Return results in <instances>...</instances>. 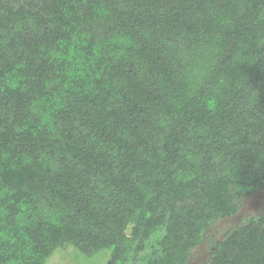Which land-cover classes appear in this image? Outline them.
<instances>
[{"label": "trees", "instance_id": "obj_1", "mask_svg": "<svg viewBox=\"0 0 264 264\" xmlns=\"http://www.w3.org/2000/svg\"><path fill=\"white\" fill-rule=\"evenodd\" d=\"M263 186L264 0H0V264H187Z\"/></svg>", "mask_w": 264, "mask_h": 264}, {"label": "rangeland", "instance_id": "obj_2", "mask_svg": "<svg viewBox=\"0 0 264 264\" xmlns=\"http://www.w3.org/2000/svg\"><path fill=\"white\" fill-rule=\"evenodd\" d=\"M264 213V186L249 196H245L237 214L218 220L204 233V238L195 247L187 264H200L205 261L213 249V244L223 238L225 233L237 226L247 216ZM129 230V229H128ZM109 252L102 250L91 257L79 253L72 246L56 249L48 258V264H107Z\"/></svg>", "mask_w": 264, "mask_h": 264}]
</instances>
